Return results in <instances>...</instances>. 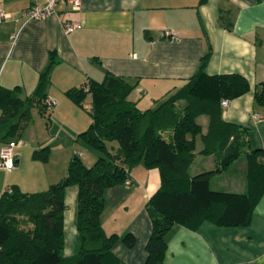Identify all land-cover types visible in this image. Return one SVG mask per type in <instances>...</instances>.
I'll return each instance as SVG.
<instances>
[{"label":"crops","instance_id":"obj_1","mask_svg":"<svg viewBox=\"0 0 264 264\" xmlns=\"http://www.w3.org/2000/svg\"><path fill=\"white\" fill-rule=\"evenodd\" d=\"M33 1L45 2L0 0V8L9 13L0 20V88L15 89L21 98L32 95L52 52L56 60L45 91L56 102L46 110L45 125L37 129L31 118L19 129L14 146L16 165L0 168V197L7 188H47L66 175L73 153L83 155L76 150L81 142L77 135L92 121L87 112L91 95L86 94L81 105L67 93L68 89L81 87L90 79L100 81L106 74L122 76L132 84L130 100L140 109L154 107L185 84L206 53L208 73L236 72L249 82L247 91L230 98L228 105L221 104L223 121L245 127L242 152L210 176V186L247 190L244 150L264 149V0H81L78 9L58 0L55 13L28 18L23 12ZM72 19L80 25L66 30L64 22ZM166 30L172 34H166ZM261 91L263 95L257 97ZM17 116L11 119L16 121ZM9 121L0 122V149L6 143L2 132ZM197 122L201 130L195 135L194 156L188 168L191 175L219 165V157L212 150L221 130L209 132L207 112L200 113ZM45 145L50 146L48 159L33 158L32 150ZM257 154L264 159L261 150ZM26 171L36 174L23 183L20 177ZM225 174V181L216 185L215 178ZM160 179L157 167L139 163L131 168L129 183L104 190L100 220L106 233L120 236L112 250L124 264L145 262L151 231L147 201ZM77 193V185L65 188L64 255L78 250ZM127 231L137 237L131 247L120 240ZM166 238L165 264H264V185L255 192L247 223L225 225L210 219L175 223Z\"/></svg>","mask_w":264,"mask_h":264},{"label":"trees","instance_id":"obj_2","mask_svg":"<svg viewBox=\"0 0 264 264\" xmlns=\"http://www.w3.org/2000/svg\"><path fill=\"white\" fill-rule=\"evenodd\" d=\"M207 58L208 53L202 56L197 71L180 89L146 109H140L128 98L132 84L122 76L106 74L100 81L90 79L81 87L68 89L67 93L81 105L86 94L91 95L88 110L92 121L77 138L97 151L96 159L87 165L75 153L69 160L66 175L47 188L21 191L13 187L3 191L0 197V264H124L112 250L120 236L105 232L100 215L104 190L124 182L131 168L139 163L157 167L161 177L159 187L147 201L151 231L145 245L144 264H165L166 237L175 223L192 224L200 219L225 225L247 223L255 192L264 185L261 172L264 166H259V163L264 164V159L257 154L261 150L264 155V149L244 150L246 191L213 189L210 176L242 152L245 127L222 120L221 100L244 93L249 89V82L236 72L208 73L205 70ZM55 60L51 52L32 95L21 98L15 89L0 88V122L4 124L10 120L7 130L2 132L5 142H16L22 124L32 118V106H37L41 112L50 108L45 102V90ZM262 95L263 91L257 97ZM203 112L209 114V132L216 134L221 130L212 150L219 157V165L191 175L188 168L194 156L195 135L201 130L197 116ZM15 114L18 119L13 121L11 118ZM112 139L118 142L116 148L108 145ZM49 152L50 146L45 145L33 149L32 157L45 161ZM70 184L78 187V250L64 255L65 188ZM120 240L131 247L137 237L127 231Z\"/></svg>","mask_w":264,"mask_h":264},{"label":"built area","instance_id":"obj_3","mask_svg":"<svg viewBox=\"0 0 264 264\" xmlns=\"http://www.w3.org/2000/svg\"><path fill=\"white\" fill-rule=\"evenodd\" d=\"M70 3L71 7L73 9H78L81 4V0H66ZM58 2V0H45L44 3H38L33 1V3L24 9V14L28 18H41L44 16H47L49 14L55 13V4ZM9 15L8 12L4 11L0 8V20L7 17ZM80 23L76 20H68L64 22V27L66 30H71L77 26H79ZM166 34H172L170 30L165 31ZM45 102L48 106H53L56 102L55 99H51L46 97ZM221 104L226 106L228 105V99L223 98L221 100ZM14 141H9L3 144V146L0 149V168H13L16 165V159L14 154ZM129 177H127L124 182L129 183Z\"/></svg>","mask_w":264,"mask_h":264},{"label":"rangeland","instance_id":"obj_4","mask_svg":"<svg viewBox=\"0 0 264 264\" xmlns=\"http://www.w3.org/2000/svg\"><path fill=\"white\" fill-rule=\"evenodd\" d=\"M89 98H90V95L87 98V100H88L87 102L90 104ZM87 112H89V111H87ZM47 113H48L47 111H46V113H44V112H41L38 109V107L32 106V115H33L32 116V122L34 123V126L37 129L42 127V125H45L44 120H47L46 119V117L48 115ZM108 145H110L111 148H112V146H114V148H116L117 145H118V142H117L116 139H112V140L108 141ZM76 147H77V149H76L77 152L78 151H83V155L80 156L83 161L88 162L89 165L92 164V162H94V160L96 159V156H95L96 155V153H95L96 151L90 149L88 144L84 140H81L80 143H77ZM93 155L95 156L94 158H93ZM194 167H196V165L192 167L193 169L190 168L191 172H194ZM27 169H28V166H27ZM27 171L25 172V174L23 176L20 177V181L23 182V183H26V182L28 183V181L33 178V175L36 174L35 172H30V171L27 173ZM225 179H226V174H225V176L223 175L220 178H215V184L216 185H220L221 182L225 181Z\"/></svg>","mask_w":264,"mask_h":264}]
</instances>
